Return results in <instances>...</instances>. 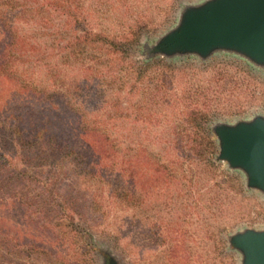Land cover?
Listing matches in <instances>:
<instances>
[{"label":"trees","instance_id":"trees-1","mask_svg":"<svg viewBox=\"0 0 264 264\" xmlns=\"http://www.w3.org/2000/svg\"><path fill=\"white\" fill-rule=\"evenodd\" d=\"M134 7L127 0H0V264H34L21 257L94 264L100 251L108 263L142 264V236L163 242L148 210L162 223L173 212L176 224V209L184 218L192 201L200 220L215 219L244 194L238 172L216 159L210 122L223 112L203 102L222 103L231 76L216 68L214 83L201 85L187 73L193 64L149 52L132 57L140 37L162 21ZM207 61L198 67L216 60ZM216 62L223 69L230 60ZM196 185L208 187L191 200ZM6 219L10 227L1 230ZM232 226L214 222L208 235L236 264L233 247H223ZM164 229L167 264H179L172 229Z\"/></svg>","mask_w":264,"mask_h":264},{"label":"rangeland","instance_id":"rangeland-1","mask_svg":"<svg viewBox=\"0 0 264 264\" xmlns=\"http://www.w3.org/2000/svg\"><path fill=\"white\" fill-rule=\"evenodd\" d=\"M206 1L208 0H127L128 3L135 5L134 8L145 15V17H150L156 21L158 20V24L162 20L156 30L148 31L140 37L138 43L131 49L130 53L132 57L140 59L142 56L146 55L148 50L152 48L164 34L177 28L181 22L184 9L199 7ZM150 54L153 57L158 56L157 58L172 61L175 65L185 62L193 64L195 67H185L188 72L186 69L184 72L189 74L192 73L191 75L198 77V83L201 85L214 83L212 76L213 72L217 69L221 74H224V71H226L224 77L228 75L231 76L230 84H223L224 89L219 94L220 97L218 101L222 103H218L213 98L209 101L205 98L203 99L206 105H211L212 107L218 108L219 112H223L221 114L222 117L210 122L211 133L217 144V153L218 140L213 132V127L216 125L233 126L239 122H249L255 117H261L264 120V65L253 63L238 52L219 48L213 49L203 57L192 52L172 53L168 55L159 52ZM201 60H208L207 62L214 60H230V63L225 67L223 66V69L219 68L222 65L218 64L216 61L209 62L210 64L208 65H212L210 67L200 68L198 66H200L199 62H201ZM235 61L240 62L244 67L236 65L234 63ZM245 67L248 68V70H245ZM178 91L179 89L177 87L176 93H178ZM178 104L180 105L179 102ZM180 108L181 106H177V110ZM237 108L241 112L238 111V115H232L234 114L233 110ZM217 153L216 159L222 166H226L233 172H238L237 174L242 182V187L245 189L242 196L240 195L234 199L235 205H231V208L228 209L226 215L229 216V213H231V219H229L230 217L227 218V216L222 215L214 219L212 216L213 214H209L208 220H200L196 214V209L195 212L193 211L192 201L189 207L185 209L187 213L184 218L182 210L176 209V212L180 214L176 224L170 223V220L173 218V212L172 214H165L163 219L164 223H162L159 217H154L155 215L151 213V210H148L147 214L152 216L151 219L155 220V223L161 226V229L158 230L160 232V238H163V242L159 243V245H155L150 241L147 242L142 236L145 244L142 249V264H167L166 255L169 252L168 245H170V239H168V237L166 238V236L165 238L163 237L165 231L164 227L172 229V235L169 233V236L175 240L174 243L178 245V249L176 248L175 250L174 259L175 263L178 262L179 264H229L228 258L223 254V249L212 248V241L209 239L208 230L211 229L214 222H219L222 225L231 224L232 222L233 226L228 227L227 232H225L226 234L223 236L224 249L230 246L229 238L237 232L245 229L264 231V191L256 187L247 186L245 172L240 168L229 167L224 160L217 158ZM149 182L151 181L148 177L147 183ZM199 185H201V183ZM207 187L208 185L201 187L196 185L192 187V194L190 193L188 196L193 200L197 194L203 193ZM201 201L205 200L201 199ZM171 208L174 209V207ZM206 210L207 209H201V212H205ZM165 211L166 210H162L160 213L164 214ZM4 216L11 218L10 215H7V210H4ZM8 220L9 219L5 220L6 222L3 223L1 230L10 227V222ZM132 221L133 219L130 218V222ZM16 222L21 224L22 219L17 217ZM145 222L146 223L143 225L146 228L147 225L151 224L150 217ZM127 225L134 229L135 232L137 231L138 227H136V225ZM143 225L139 224L141 227ZM12 227L15 228V226ZM20 227H22L21 229L25 228L23 225ZM129 234H131L130 230ZM19 236H22L21 232ZM100 240L101 238L99 236L93 235V242L99 244L101 242ZM225 251L232 253L233 260L236 264H241L242 255L238 249L232 248L230 252L225 249ZM98 254L99 255L95 256L97 259H95L94 264H130L121 257L119 263H116L114 260L108 263L106 260L104 261L103 258L99 257L102 251L98 252ZM38 259L41 260L40 257ZM19 261L40 264L38 261V263L35 262L34 258L25 259L21 257Z\"/></svg>","mask_w":264,"mask_h":264},{"label":"water","instance_id":"water-1","mask_svg":"<svg viewBox=\"0 0 264 264\" xmlns=\"http://www.w3.org/2000/svg\"><path fill=\"white\" fill-rule=\"evenodd\" d=\"M238 52L264 65V0H208L183 11L178 27L164 34L149 53L192 52L203 57L213 49ZM217 158L246 174V184L264 191V120L255 117L233 126L216 125ZM241 264H264V231L245 229L229 238Z\"/></svg>","mask_w":264,"mask_h":264}]
</instances>
